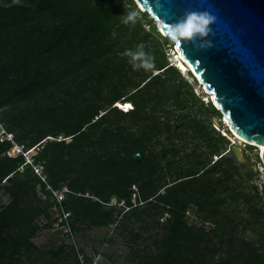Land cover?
<instances>
[{
  "label": "trees",
  "instance_id": "trees-1",
  "mask_svg": "<svg viewBox=\"0 0 264 264\" xmlns=\"http://www.w3.org/2000/svg\"><path fill=\"white\" fill-rule=\"evenodd\" d=\"M173 44L136 0H0V125L41 167L0 137V264H92L79 237L112 227L109 264H264V180ZM56 210L64 239L39 244Z\"/></svg>",
  "mask_w": 264,
  "mask_h": 264
},
{
  "label": "water",
  "instance_id": "water-1",
  "mask_svg": "<svg viewBox=\"0 0 264 264\" xmlns=\"http://www.w3.org/2000/svg\"><path fill=\"white\" fill-rule=\"evenodd\" d=\"M136 2L161 22V30L168 36L171 23L188 10L209 11L216 16L211 33L194 42H176V48L211 95L232 135L256 145L264 162V0ZM213 120L219 124L217 115ZM233 147L239 160L246 162L241 146ZM135 157L141 159L140 152Z\"/></svg>",
  "mask_w": 264,
  "mask_h": 264
},
{
  "label": "rangeland",
  "instance_id": "rangeland-1",
  "mask_svg": "<svg viewBox=\"0 0 264 264\" xmlns=\"http://www.w3.org/2000/svg\"><path fill=\"white\" fill-rule=\"evenodd\" d=\"M142 10H143V8H142ZM156 22H157V20H156ZM168 54H170V60H175L176 63L179 64L178 63L179 58L177 57L176 42H174L172 48L169 47ZM182 71L194 83V85L196 86V92H198L202 96L204 101L207 103L209 100H211V95L207 92V90L205 89V87L201 83V81L195 75H194V78H195L194 79L188 73V69H182ZM192 73L194 74L193 71H192ZM211 115L213 118V116L216 115V113L211 112ZM214 124L216 127L221 128L222 133H224V134L227 133V130H229V126L223 121V116H221V118L219 117V124H217L216 122H214ZM229 138L231 139V142L233 143V145L241 146L242 153L244 156H245V154L250 155L251 158L249 160H246V162H243V163L247 164V166H251L254 169L258 170V174L256 175V178L254 181L256 183L260 184L261 181L264 180V162L263 161L256 162V160L254 158L256 150L251 151L250 149H246V143L244 141H241L240 139H237L235 136L232 135V133L229 134ZM258 152H259V149H258ZM33 153L34 152H31V156ZM214 157H216V156H214ZM54 216L58 217V220L55 221L52 225L41 229L38 236L36 237V241L39 244H42V245L47 244L50 246L54 243H60L64 239V234L62 231H60L62 226L59 225V222L61 220L60 212L58 210H56ZM44 222H45V220H43V223ZM112 228L111 229H109V228L94 229V230L90 231L89 233H87V235L85 236L86 239H84L83 237H79V242H77V243H78V245L86 244V246H87L86 250L88 251L89 256H91L93 258L92 264H100V263L109 264V262L107 261L105 256H103V254L95 252L94 246L98 245L100 248L103 249L104 247H102V242H101L102 236H103V234H106L108 232L112 233L113 232ZM73 241L76 242L75 238L73 239ZM113 248H115V250L119 251V249H118L119 246H114ZM80 258L83 261L84 255L80 254Z\"/></svg>",
  "mask_w": 264,
  "mask_h": 264
},
{
  "label": "clouds",
  "instance_id": "clouds-1",
  "mask_svg": "<svg viewBox=\"0 0 264 264\" xmlns=\"http://www.w3.org/2000/svg\"><path fill=\"white\" fill-rule=\"evenodd\" d=\"M216 19V16L209 11L188 10L179 20L171 23L169 39L173 42L181 40L194 42L197 38L206 37L212 32L210 26L216 22ZM135 20L136 13L134 11L126 12L124 23H135ZM139 47H143V45H139ZM129 54L130 50L126 52V55ZM145 56L144 53L133 54L129 62L132 63L134 69L143 67L147 70L152 65L151 60L144 58Z\"/></svg>",
  "mask_w": 264,
  "mask_h": 264
},
{
  "label": "built area",
  "instance_id": "built-area-1",
  "mask_svg": "<svg viewBox=\"0 0 264 264\" xmlns=\"http://www.w3.org/2000/svg\"><path fill=\"white\" fill-rule=\"evenodd\" d=\"M118 105H121L124 108V110H128L129 107L133 106L132 103H130V102H126L123 105L119 102ZM0 137L2 140L9 139V140H12L14 142L13 146L7 151V153L9 155L16 156L19 154H23L26 157V161L33 164L35 171L38 172L39 174H41V167L37 166L33 163V159L31 156V152H35L34 148H31L29 150H25L24 144L17 143L14 140V134L12 132H8L2 124L0 125ZM55 194L57 195L59 200H61L64 196L62 192H58V191H55ZM133 196L135 198L136 193H134ZM112 202L114 203L117 201H116V199H114ZM118 203L121 205L125 204L124 200L118 201Z\"/></svg>",
  "mask_w": 264,
  "mask_h": 264
},
{
  "label": "bare ground",
  "instance_id": "bare-ground-1",
  "mask_svg": "<svg viewBox=\"0 0 264 264\" xmlns=\"http://www.w3.org/2000/svg\"><path fill=\"white\" fill-rule=\"evenodd\" d=\"M144 10H146V8H143ZM157 22H158V26L161 28V22L159 21V20H157ZM177 57L179 58V61H178V63H179V65L183 68V69H186L187 67L185 66L187 63H185L184 61H183V56H182V51L178 48V51H177ZM226 122H228V119L227 118H225L224 119ZM230 125V124H229ZM239 136V135H238ZM241 139H243L241 136H239ZM261 147H263V146H261Z\"/></svg>",
  "mask_w": 264,
  "mask_h": 264
}]
</instances>
